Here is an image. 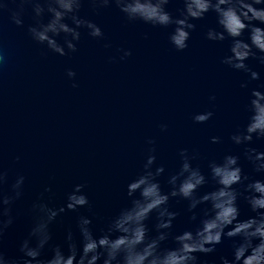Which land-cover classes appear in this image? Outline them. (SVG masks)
Returning a JSON list of instances; mask_svg holds the SVG:
<instances>
[{
  "label": "water",
  "instance_id": "1",
  "mask_svg": "<svg viewBox=\"0 0 264 264\" xmlns=\"http://www.w3.org/2000/svg\"><path fill=\"white\" fill-rule=\"evenodd\" d=\"M180 6L173 0L168 8L176 14ZM80 14L94 20L104 37H90L81 29L76 52L61 56L31 39L30 6L24 10L22 26L11 22L8 12L0 13V48L6 56L0 68V168L7 171V181L0 187L7 191L18 174L25 176L23 195L13 206L16 220L0 240L6 257L19 255V242L31 224L28 210L46 185L52 188L51 199L47 192L43 198L51 206L64 204L76 184L84 185L82 191L91 205V211L84 206L57 217L52 225L54 243H64L69 227L79 238L78 215L91 216L99 234L107 218L130 202L126 185L142 169L149 137L155 138L156 164L165 165L158 177L164 191L170 188L168 175L178 168L180 148L195 149L199 157L193 166L200 164L205 172L208 160L231 152L240 155L245 172L257 175L243 156V146L232 143L229 136L247 122L245 104L259 81L240 88L247 74L220 62L229 41L204 37L207 28L215 26L214 13L193 21L196 29L181 51L168 40L172 26L128 21L114 4L94 9L84 0ZM106 41L109 48L103 46ZM120 49H131L132 54L120 60ZM246 63L264 80V66L253 58ZM69 68L76 72L74 78L67 76ZM73 79L77 87L72 86ZM212 94L216 99L210 102ZM209 108L214 112L209 120L192 119ZM162 122L168 124L164 132L159 128ZM213 135L220 136L221 142L212 143ZM253 146H264V140ZM212 187L207 184L200 191ZM238 204L241 218L254 215L242 198ZM169 205L180 213L174 233L193 226L186 200L170 198ZM162 246L172 247L174 242L169 239ZM230 252L231 240L225 238L206 258L230 256Z\"/></svg>",
  "mask_w": 264,
  "mask_h": 264
},
{
  "label": "clouds",
  "instance_id": "2",
  "mask_svg": "<svg viewBox=\"0 0 264 264\" xmlns=\"http://www.w3.org/2000/svg\"><path fill=\"white\" fill-rule=\"evenodd\" d=\"M172 2L88 0L94 9L114 4L128 21H142L153 27L172 26L168 40L178 51L188 47L191 32L196 29L193 21L214 13L215 26L208 27L204 37L214 42L229 41L228 52L220 62L247 74L240 88L259 81L250 89L245 104L247 122L238 125L229 136L232 143L243 146V156L257 175L245 172L239 163L240 155L231 152L219 160H208L205 172L200 164L193 166L192 161L199 157L195 149L189 152L188 148H180L178 168L168 175L170 188L164 191L158 177L165 172V165L156 164L155 138L149 137L150 147L142 169L126 185L130 202L107 218L99 234L94 232L91 216L78 215L75 226L79 238L69 227L64 243H54L52 225L57 217L66 210L77 211L84 206L91 211V205L82 191L84 185L76 184L67 193L64 204L51 206L43 198L47 192L51 199L52 188L46 185L28 210L31 224L19 242V255L6 257L0 249V264H264V146H253L255 141L264 140V80L259 71L246 63L253 58L264 66V0H177L181 6L175 9L176 14L168 8ZM83 3L84 0H0V13L8 12L11 22L22 26L24 10L30 6L34 23L27 25V31L31 39L64 56L76 52L81 29L90 37H104L94 20L80 14ZM144 35L147 38L148 34ZM103 46L109 48L111 44L106 41ZM118 51L122 53L120 60L132 54L131 49ZM5 63L6 56L0 48V68ZM66 71L69 78L76 76L73 69ZM72 86L77 87L74 79ZM215 99V94L209 96L210 102ZM213 115L209 108L193 114L192 119L205 122ZM159 128L164 132L168 124L162 122ZM210 140L220 143L222 138L213 135ZM6 181L7 171L0 168V186ZM24 182L25 176L18 174L7 191L0 187V240L16 220L13 206L23 195ZM207 184L213 185L212 190L201 192ZM170 198L187 201L188 219L195 222L192 227L173 232L174 220L180 213L170 208ZM240 198L254 215L241 218ZM200 205L203 207L198 209ZM225 238L231 240L230 256L206 258L217 251V245ZM169 239L174 246H162Z\"/></svg>",
  "mask_w": 264,
  "mask_h": 264
}]
</instances>
